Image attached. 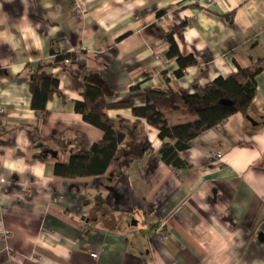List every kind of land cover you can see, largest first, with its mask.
I'll list each match as a JSON object with an SVG mask.
<instances>
[{
	"label": "crops",
	"instance_id": "obj_1",
	"mask_svg": "<svg viewBox=\"0 0 264 264\" xmlns=\"http://www.w3.org/2000/svg\"><path fill=\"white\" fill-rule=\"evenodd\" d=\"M207 2L0 0V264H264V0ZM170 33L197 61L181 77ZM52 50L71 58L51 70L61 96L43 115L30 107L29 81ZM258 60L256 125L230 116L191 141L181 169L160 159L156 129L119 108L105 114L138 157L101 176L54 174L103 137L75 111L84 77L99 76L114 104L136 86L202 94ZM163 113L171 125L193 119Z\"/></svg>",
	"mask_w": 264,
	"mask_h": 264
},
{
	"label": "trees",
	"instance_id": "obj_2",
	"mask_svg": "<svg viewBox=\"0 0 264 264\" xmlns=\"http://www.w3.org/2000/svg\"><path fill=\"white\" fill-rule=\"evenodd\" d=\"M169 43L167 56L175 58L178 70L176 77H181L187 68L197 66L192 56H182L173 41L172 33L166 36ZM52 59L37 65L31 71L29 91L30 107L36 113L45 114L46 103L53 95H60L58 79L51 70L59 67L71 56L51 51ZM262 60L252 66L238 69L227 78L218 77L208 84L202 94L184 95L170 88L158 90L147 88L138 93L139 87L132 88L133 94L124 102L109 104L112 97L109 87L97 75L84 77L82 101L75 102V111L82 120L99 129L102 139L88 151L78 150L70 154L67 163H55L54 174L62 178L95 177L104 175L112 164L120 168L127 166L138 155L135 141L125 143V134L105 114L107 109H131L134 117L157 130L161 141L158 155L171 170H179L186 165L181 153L190 147L193 139L205 131L220 126L230 116L240 113L248 116L252 100L256 94V77L261 73ZM168 83V79H165ZM140 100L143 106H136ZM227 101L230 104H222ZM182 110L193 119L185 123L171 125L165 118L164 111ZM137 121L134 125H137Z\"/></svg>",
	"mask_w": 264,
	"mask_h": 264
},
{
	"label": "built area",
	"instance_id": "obj_3",
	"mask_svg": "<svg viewBox=\"0 0 264 264\" xmlns=\"http://www.w3.org/2000/svg\"><path fill=\"white\" fill-rule=\"evenodd\" d=\"M208 2L207 3H210L212 2L213 0H207ZM79 8L77 7V10ZM67 62V61H66ZM4 114V110L2 108H0V118L3 116ZM218 129L220 128V126L217 127ZM222 157H223V154L219 151H216V152H210L208 154V159L210 161L211 164H217L219 163L221 160H222ZM100 254V251H95V252H91L90 253V256L92 259H97L98 256Z\"/></svg>",
	"mask_w": 264,
	"mask_h": 264
},
{
	"label": "water",
	"instance_id": "obj_4",
	"mask_svg": "<svg viewBox=\"0 0 264 264\" xmlns=\"http://www.w3.org/2000/svg\"><path fill=\"white\" fill-rule=\"evenodd\" d=\"M221 103H222V104H230V103L227 102V101H222ZM246 119H247L249 122H251L253 125H256V123H255V122H254L249 116H247Z\"/></svg>",
	"mask_w": 264,
	"mask_h": 264
}]
</instances>
